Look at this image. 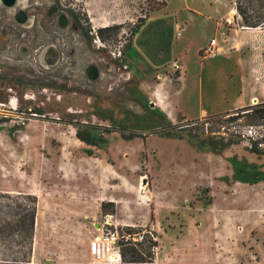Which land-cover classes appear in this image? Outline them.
<instances>
[{"label": "rangeland", "instance_id": "1", "mask_svg": "<svg viewBox=\"0 0 264 264\" xmlns=\"http://www.w3.org/2000/svg\"><path fill=\"white\" fill-rule=\"evenodd\" d=\"M161 2L0 0V202L11 201L7 193L41 199L35 263L102 264L92 241L114 237L117 249L132 226L155 235L158 264H264V154L249 150L251 139L264 148V120L240 113L230 122V138L240 143L200 146L188 135L191 119L173 116L168 94L181 76L172 60L184 53L176 22L193 13L197 22H227L238 6L263 20L264 0H168L151 10ZM86 16L94 31L122 29L109 43L89 38ZM141 19L135 46L122 54ZM210 35L202 28L188 38L189 81L198 73L194 47ZM98 111L144 136L102 130L108 143L97 148L62 121L114 125Z\"/></svg>", "mask_w": 264, "mask_h": 264}, {"label": "trees", "instance_id": "2", "mask_svg": "<svg viewBox=\"0 0 264 264\" xmlns=\"http://www.w3.org/2000/svg\"><path fill=\"white\" fill-rule=\"evenodd\" d=\"M168 0L151 8V10H160L167 6ZM239 14L241 15L245 25L250 27H258L263 25V20L252 21L247 16L245 10L238 6ZM79 25H81L80 17L75 18ZM86 24L88 29L85 34L89 38L98 37L102 42L109 43L110 37L118 35L122 29L121 24H112L108 26H102L95 31L92 28L89 18L86 16ZM145 23L144 19H141L140 23L131 29V38L121 49L122 54H125L133 44V36L139 31L141 26ZM0 102L6 103V100L0 98ZM42 114V108L31 109ZM34 111V112H35ZM237 113V114H235ZM242 113L245 117L251 119L250 123H254L257 120H264V101L256 104H252L246 107L234 109L232 111H226L223 113L210 114L203 118L191 119L188 122L190 128L188 135L195 138L200 146H210L215 150H221L227 148L233 144L240 143L243 139L230 138V122L237 119L238 115ZM97 115L103 118H110L113 126H101L95 125L90 122H84L75 118H67L62 120L68 124L73 125L76 128L77 138L84 142L88 146L102 148L108 143L106 133L118 132L125 139H133L136 137H142L144 134L138 130L129 128L122 122H118L113 118L112 113L106 114L98 111ZM5 120L0 119V124ZM221 127H225L224 130L228 136L222 134ZM196 129L197 132L194 130ZM200 129L202 131L200 132ZM160 131V129L156 130ZM210 131V134L205 133ZM168 132L167 134H169ZM201 133H204L203 135ZM220 133V134H217ZM219 135V136H217ZM251 146L249 150L253 153L264 154V148L260 145L262 139H251ZM88 155H93L92 148L86 150ZM241 174H239L240 176ZM243 181H248L251 184L256 183L259 179L257 177L245 178L240 176ZM23 199L22 201H16L12 199V196L7 193L6 197L11 199L10 202H0V264H86V263H57V262H39L34 263L31 259L33 252L36 218L38 212V196L34 194H19ZM103 209H105V203H103ZM129 237L122 235V239L119 242L121 263L119 264H158L157 263V247L158 240L155 235L149 231L144 232L143 228L136 229L132 226H127ZM132 233H139V238L134 240Z\"/></svg>", "mask_w": 264, "mask_h": 264}, {"label": "crops", "instance_id": "3", "mask_svg": "<svg viewBox=\"0 0 264 264\" xmlns=\"http://www.w3.org/2000/svg\"><path fill=\"white\" fill-rule=\"evenodd\" d=\"M229 13L234 22H212L214 19L207 16L203 22H197L193 13L187 17L186 22L175 23L177 28L182 26L186 34L184 36L182 32L181 35L184 39V53L172 60L177 58L176 64L181 72L178 86L168 87L173 116L182 114L187 119H197L264 101V27L245 25L236 9ZM202 28L211 30V35L194 47L198 73L189 81L188 38L193 31ZM136 34L128 52L135 46ZM212 38L217 39L219 54L203 56L202 51ZM40 206L39 198L34 241L38 234Z\"/></svg>", "mask_w": 264, "mask_h": 264}, {"label": "built area", "instance_id": "4", "mask_svg": "<svg viewBox=\"0 0 264 264\" xmlns=\"http://www.w3.org/2000/svg\"><path fill=\"white\" fill-rule=\"evenodd\" d=\"M240 15V14H239ZM241 16V15H240ZM228 23L234 22L233 18L227 19ZM183 27H178L177 35L181 36ZM219 47L216 38L209 40L208 44L204 47V56H216L219 54ZM115 242L114 237H107L104 240L96 238L91 243V254L95 260H101L102 264H119L121 263L120 245L116 249L112 244ZM99 262V261H98Z\"/></svg>", "mask_w": 264, "mask_h": 264}, {"label": "flooded vegetation", "instance_id": "5", "mask_svg": "<svg viewBox=\"0 0 264 264\" xmlns=\"http://www.w3.org/2000/svg\"><path fill=\"white\" fill-rule=\"evenodd\" d=\"M16 1H18V0H16ZM26 0H19V2L22 4L23 2H25ZM76 20V19H75ZM76 23H78L77 22V20H76ZM78 25H79V23H78Z\"/></svg>", "mask_w": 264, "mask_h": 264}, {"label": "water", "instance_id": "6", "mask_svg": "<svg viewBox=\"0 0 264 264\" xmlns=\"http://www.w3.org/2000/svg\"><path fill=\"white\" fill-rule=\"evenodd\" d=\"M10 4L16 2V0H7Z\"/></svg>", "mask_w": 264, "mask_h": 264}]
</instances>
